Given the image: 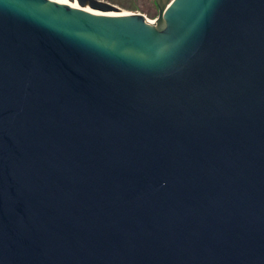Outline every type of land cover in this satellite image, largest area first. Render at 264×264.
<instances>
[{"label":"water","instance_id":"95a60500","mask_svg":"<svg viewBox=\"0 0 264 264\" xmlns=\"http://www.w3.org/2000/svg\"><path fill=\"white\" fill-rule=\"evenodd\" d=\"M153 2L0 0V264H264V0Z\"/></svg>","mask_w":264,"mask_h":264},{"label":"rangeland","instance_id":"374dc122","mask_svg":"<svg viewBox=\"0 0 264 264\" xmlns=\"http://www.w3.org/2000/svg\"><path fill=\"white\" fill-rule=\"evenodd\" d=\"M113 5L117 12H137L144 16L147 20L156 17L157 10L153 0H105ZM152 21V20H151Z\"/></svg>","mask_w":264,"mask_h":264},{"label":"bare ground","instance_id":"6f19581e","mask_svg":"<svg viewBox=\"0 0 264 264\" xmlns=\"http://www.w3.org/2000/svg\"><path fill=\"white\" fill-rule=\"evenodd\" d=\"M72 3H76L75 1H73ZM77 4V3H76ZM149 22H152L151 20H148Z\"/></svg>","mask_w":264,"mask_h":264},{"label":"flooded vegetation","instance_id":"af4514ba","mask_svg":"<svg viewBox=\"0 0 264 264\" xmlns=\"http://www.w3.org/2000/svg\"><path fill=\"white\" fill-rule=\"evenodd\" d=\"M101 1H105V0H101ZM106 2V1H105Z\"/></svg>","mask_w":264,"mask_h":264}]
</instances>
